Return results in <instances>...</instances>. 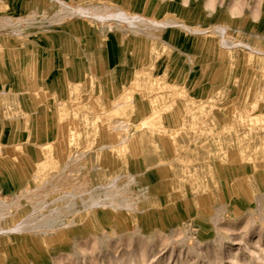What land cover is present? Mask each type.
Wrapping results in <instances>:
<instances>
[{"label":"rangeland","instance_id":"374dc122","mask_svg":"<svg viewBox=\"0 0 264 264\" xmlns=\"http://www.w3.org/2000/svg\"><path fill=\"white\" fill-rule=\"evenodd\" d=\"M0 264H264V0H0Z\"/></svg>","mask_w":264,"mask_h":264},{"label":"crops","instance_id":"0c3cea01","mask_svg":"<svg viewBox=\"0 0 264 264\" xmlns=\"http://www.w3.org/2000/svg\"><path fill=\"white\" fill-rule=\"evenodd\" d=\"M247 25H248V23H247ZM150 149L148 148V151H149Z\"/></svg>","mask_w":264,"mask_h":264}]
</instances>
